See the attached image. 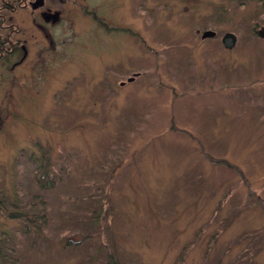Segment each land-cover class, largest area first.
<instances>
[{
    "label": "rangeland",
    "instance_id": "1",
    "mask_svg": "<svg viewBox=\"0 0 264 264\" xmlns=\"http://www.w3.org/2000/svg\"><path fill=\"white\" fill-rule=\"evenodd\" d=\"M116 1L113 56L0 65V264H264V0Z\"/></svg>",
    "mask_w": 264,
    "mask_h": 264
},
{
    "label": "flooded vegetation",
    "instance_id": "2",
    "mask_svg": "<svg viewBox=\"0 0 264 264\" xmlns=\"http://www.w3.org/2000/svg\"><path fill=\"white\" fill-rule=\"evenodd\" d=\"M97 1L98 6L89 9L86 0H1L0 65H10L11 72L26 65L25 72L34 78L57 77L72 62L78 64L82 20L108 39V55L113 56L117 46L128 47L132 32L125 17H118L119 3Z\"/></svg>",
    "mask_w": 264,
    "mask_h": 264
},
{
    "label": "trees",
    "instance_id": "3",
    "mask_svg": "<svg viewBox=\"0 0 264 264\" xmlns=\"http://www.w3.org/2000/svg\"><path fill=\"white\" fill-rule=\"evenodd\" d=\"M48 154V153H47ZM46 153L43 154V159L44 161H46V157L48 156ZM220 162V161H219ZM222 163V162H220ZM227 164V163H226ZM47 165L45 163V165H41V172H36L35 173V178L37 183L40 185V187L45 188L47 186H50L51 181L48 180V170H47ZM9 219H18V220H25V222H29V218L26 215L20 214V213H10L7 216ZM40 217L42 219V221L45 220V215L42 213L40 214ZM0 241H2V239H0ZM5 257H1V259H4ZM182 259V257H180ZM108 264H120L119 261L114 257V256H109L108 257Z\"/></svg>",
    "mask_w": 264,
    "mask_h": 264
},
{
    "label": "water",
    "instance_id": "4",
    "mask_svg": "<svg viewBox=\"0 0 264 264\" xmlns=\"http://www.w3.org/2000/svg\"><path fill=\"white\" fill-rule=\"evenodd\" d=\"M258 35L261 39L264 38V29H261L259 32H258ZM214 37H216V33L213 32V31H204L202 34H201V39L202 40H206V39H213ZM236 43H237V38L234 34L232 33H225L223 35V37L221 38V44L223 46V48L225 50H232L235 46H236ZM134 80V77H131L129 78L127 81L128 82H132ZM123 85V84H121Z\"/></svg>",
    "mask_w": 264,
    "mask_h": 264
}]
</instances>
